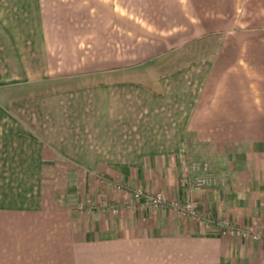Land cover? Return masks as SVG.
Returning a JSON list of instances; mask_svg holds the SVG:
<instances>
[{
	"label": "crops",
	"instance_id": "crops-1",
	"mask_svg": "<svg viewBox=\"0 0 264 264\" xmlns=\"http://www.w3.org/2000/svg\"><path fill=\"white\" fill-rule=\"evenodd\" d=\"M137 189L264 233V0H0V264H264Z\"/></svg>",
	"mask_w": 264,
	"mask_h": 264
},
{
	"label": "built area",
	"instance_id": "built-area-1",
	"mask_svg": "<svg viewBox=\"0 0 264 264\" xmlns=\"http://www.w3.org/2000/svg\"><path fill=\"white\" fill-rule=\"evenodd\" d=\"M191 170L197 175L194 182L195 191H203L209 188H220L227 185V179L223 176H216L210 171L208 163L194 161L191 163ZM122 189V188H121ZM132 196L137 202H143L146 207L153 209L167 208L176 213L177 216L185 219L200 220L203 219L212 225H217L223 235H238L242 238H250L255 241H261L264 233L253 228H238L233 224L224 221H217L203 216L198 204L192 200L180 201L169 199L163 192L145 193L142 189L132 190ZM88 210H91L90 203ZM135 208V206H132Z\"/></svg>",
	"mask_w": 264,
	"mask_h": 264
},
{
	"label": "rangeland",
	"instance_id": "rangeland-1",
	"mask_svg": "<svg viewBox=\"0 0 264 264\" xmlns=\"http://www.w3.org/2000/svg\"><path fill=\"white\" fill-rule=\"evenodd\" d=\"M214 174V173H213ZM214 175H216V176H219L220 177V175H217V174H214ZM223 177V176H222ZM210 189V188H209ZM215 189V188H214Z\"/></svg>",
	"mask_w": 264,
	"mask_h": 264
}]
</instances>
